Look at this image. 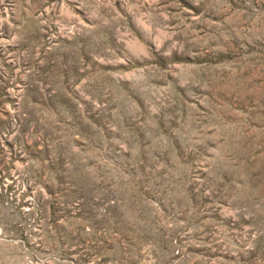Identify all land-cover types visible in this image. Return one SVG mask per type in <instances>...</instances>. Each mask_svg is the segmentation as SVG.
<instances>
[{"label":"rangeland","instance_id":"374dc122","mask_svg":"<svg viewBox=\"0 0 264 264\" xmlns=\"http://www.w3.org/2000/svg\"><path fill=\"white\" fill-rule=\"evenodd\" d=\"M0 264H264V0H0Z\"/></svg>","mask_w":264,"mask_h":264}]
</instances>
